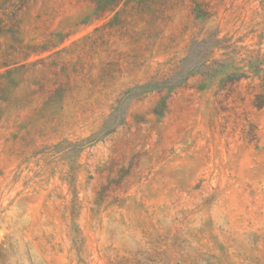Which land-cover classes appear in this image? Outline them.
<instances>
[{"label": "rangeland", "instance_id": "rangeland-1", "mask_svg": "<svg viewBox=\"0 0 264 264\" xmlns=\"http://www.w3.org/2000/svg\"><path fill=\"white\" fill-rule=\"evenodd\" d=\"M98 1L0 0V264H264V0Z\"/></svg>", "mask_w": 264, "mask_h": 264}, {"label": "trees", "instance_id": "trees-1", "mask_svg": "<svg viewBox=\"0 0 264 264\" xmlns=\"http://www.w3.org/2000/svg\"><path fill=\"white\" fill-rule=\"evenodd\" d=\"M97 7L98 10H103L105 8L104 1L99 0ZM200 16L203 17L202 14ZM16 18L17 15L13 12L12 15H8V20L0 18V33L9 32L14 34L17 22ZM220 42L221 40L219 39L218 33L209 36L201 42H197L196 46H198V49L195 50V53L193 51V56L197 61L195 62L194 68L191 71L193 73L201 71L206 76L214 77L223 73L225 68L231 67L233 71L228 72L229 74L227 73V82L234 84L242 79H249L250 75L247 72H239L237 70L238 68L233 65H228L225 62L218 60H211L213 50L215 48L221 47ZM245 61H247L249 72H252L253 76L259 80V90L254 96L253 105L256 109L261 110L264 108V58L261 56V54L256 53L250 55ZM193 73L187 74L185 79L188 80L193 76ZM154 87H156V84H149L138 89L145 93L151 91ZM107 133L108 132L106 129L102 130V135H106Z\"/></svg>", "mask_w": 264, "mask_h": 264}]
</instances>
